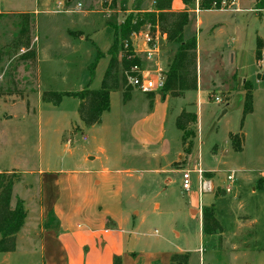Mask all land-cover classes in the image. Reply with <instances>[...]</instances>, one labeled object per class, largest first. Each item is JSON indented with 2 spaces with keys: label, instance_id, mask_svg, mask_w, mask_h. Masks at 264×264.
I'll return each instance as SVG.
<instances>
[{
  "label": "rangeland",
  "instance_id": "rangeland-1",
  "mask_svg": "<svg viewBox=\"0 0 264 264\" xmlns=\"http://www.w3.org/2000/svg\"><path fill=\"white\" fill-rule=\"evenodd\" d=\"M66 1L0 0V171L20 176L12 206L23 201L28 212L10 264H43L40 245L33 251L23 246L29 239L37 244L40 238V172L48 176L98 172L104 167L126 172L123 202L113 204L111 199L110 208L124 211L127 248L137 253V264L145 263L146 254L156 264H167L180 250L191 253L190 264H264V82L258 78L264 70V53L257 59L259 44L264 45V10L257 9L262 0L223 2L222 11L201 16L205 24L199 32L197 92L166 100L162 92L149 95L129 89L120 70V85L110 91V110L94 126L81 120L80 100L66 96L56 106L43 102L42 96L76 93L89 85L90 90H101L114 26L129 13L125 0H116L111 8L107 0H73L71 9L77 12L59 13L57 3ZM132 3L129 0V10ZM27 18L30 49L36 51L37 60L25 58L29 49L16 47L24 38ZM195 24L192 14L187 39L196 35ZM98 52L104 57L93 77L91 66ZM163 57L166 71L172 57L168 50ZM246 82L253 86V112L245 117ZM124 91H129V99ZM185 111L198 115L197 136L190 137L187 145L177 126ZM232 133L244 139L240 152L232 149ZM160 135L162 141L154 144L159 143L158 149L170 146L171 154L154 159L151 151L156 148L141 146V136ZM198 168L207 171L216 187L203 197L202 205L214 206L223 227L219 235L202 236L196 219L198 212L202 216L200 209L193 208L191 217L190 195L199 189L193 171ZM186 171L192 172L190 192L183 189ZM229 171L236 172V180L232 192L226 193ZM111 191L107 187L96 196L107 199ZM3 259L0 254V263Z\"/></svg>",
  "mask_w": 264,
  "mask_h": 264
},
{
  "label": "trees",
  "instance_id": "trees-1",
  "mask_svg": "<svg viewBox=\"0 0 264 264\" xmlns=\"http://www.w3.org/2000/svg\"><path fill=\"white\" fill-rule=\"evenodd\" d=\"M115 1L112 4L115 5ZM145 0H133L131 12L125 20L114 26V43L108 51L111 56L110 63L105 75L102 89L98 91L87 89L76 93H56L46 92L42 96L43 102L60 105L64 97H73L81 101L79 114L81 120L87 126H94L101 123L104 113L110 110L111 99L110 91L119 87V71L122 72V80L127 85L124 70L130 67L140 65V58H134L130 61L126 59V50L124 42H128L129 50H133L131 36L141 30L149 27L152 35L159 32L165 37L166 45L169 48L171 61L165 71V86L162 95L165 98H182L188 91L198 90V39L196 36L185 37V30L190 23V10L196 0H182L187 6V10L174 11L172 7L173 0H154L155 6L152 11H142V5ZM73 0H67L66 5L70 6ZM233 4L235 0H199V9L203 11L220 10L222 3ZM111 4V6H112ZM129 0L124 1V10L128 11ZM110 6V8H111ZM264 10V0L258 4V8ZM129 10V11H130ZM24 25V38L20 40L16 47L29 49L25 58L37 60V53L30 49L31 33L30 20L27 18ZM174 46V51L171 48ZM176 47V48H175ZM263 44H259L257 59L261 60L263 56ZM173 52V53H172ZM104 55L98 52L95 63L91 66L94 77L95 70L101 58ZM259 80L264 82V70L258 74ZM247 93L244 97L245 109L244 116L253 112V86L250 82L245 84ZM129 89L132 88L128 86ZM125 99H129V91H124ZM198 115L196 113L183 112L178 118V129L183 133V141L187 145L188 139H195L197 136ZM193 125L192 128H190ZM230 140L232 149L236 152L243 150V137L238 134H231ZM192 145L188 146V151ZM209 176V175H208ZM20 176L14 173H0V254L13 253L17 247V237L26 225L28 212L24 207L23 201L18 200L15 206H12V197L16 183L20 182ZM261 188V187H259ZM214 206L203 207L202 209V232L203 235L213 236L223 233V227L219 222ZM50 219L55 218L54 212H50ZM47 227L54 226V221L50 220ZM52 223V224H51ZM56 226V225H55ZM190 255L175 254L171 258V264H189ZM113 264H122L120 256L114 257Z\"/></svg>",
  "mask_w": 264,
  "mask_h": 264
},
{
  "label": "crops",
  "instance_id": "crops-1",
  "mask_svg": "<svg viewBox=\"0 0 264 264\" xmlns=\"http://www.w3.org/2000/svg\"><path fill=\"white\" fill-rule=\"evenodd\" d=\"M197 2L192 7L193 9H190V15H196L194 33L198 39L199 59L201 44L199 32L202 31L201 27L205 24L201 16L207 12L222 10L203 11L199 9ZM172 7L174 11L187 10V6L182 0H173ZM153 8V1H144L142 11H152ZM236 11H239V9H236ZM130 12L131 10L126 11V13ZM212 33L215 34V32H209V34ZM159 37L166 44L165 38ZM138 41L142 43L141 38ZM199 87L198 75V90ZM164 114H166V111ZM141 137H143L141 146L146 147V149L148 147L156 148L151 151L152 158L155 159L158 156L165 158L171 154L170 146L165 148L164 145H161L162 147L160 146V149H158L157 145L159 143L154 144L155 141H160L159 139L162 141L161 135ZM95 160L93 159V161ZM0 173L2 172L0 171ZM123 173L126 172L112 170L110 167H104L102 171L98 172H51L48 176L40 172L42 204L40 238L37 244H34V241L29 239V242L22 241V243L24 242V245H22L27 251H33V247L40 245L43 264H113L115 256L121 257L122 264H137V253L133 251V248H127L128 232L122 227L125 221L124 211L122 207L119 209L121 210L120 213L112 211L110 208L111 199L113 204H118L120 201L123 202L126 184ZM97 183L99 184L97 185ZM107 187H112L107 199L102 200L96 196L99 191ZM73 189L75 191L74 195ZM190 200L192 217L193 208L199 209L200 206L199 191L192 192ZM50 212L55 214L54 226L47 227L45 224L48 221ZM198 218L202 228V216L199 212L196 219ZM21 235V233L18 235L17 246L22 239ZM202 236L204 237L203 234ZM26 240L28 241V239ZM13 253L2 254V259H4L0 264H10L8 259ZM185 253H188L191 257V253L188 251L180 250L176 254ZM172 256L167 261V264H171ZM154 261L155 259L152 255L146 254V260L143 264H156Z\"/></svg>",
  "mask_w": 264,
  "mask_h": 264
},
{
  "label": "built area",
  "instance_id": "built-area-1",
  "mask_svg": "<svg viewBox=\"0 0 264 264\" xmlns=\"http://www.w3.org/2000/svg\"><path fill=\"white\" fill-rule=\"evenodd\" d=\"M199 2V0H198ZM108 3V0H107ZM112 2L108 3L110 7ZM155 5V1H153ZM82 3L77 4V9H82ZM58 12L60 13H74L77 10L71 9V5L67 6L66 2L57 3ZM161 34L159 32L152 35L149 27L141 30L138 33H133L131 36V42L133 45V50H129L128 42H124V49L126 50V59L128 61L134 58H140V65H135L130 67L128 70H124V76L127 80V86L134 87L141 91L142 93L153 95L160 94L165 86V59L164 55L167 53L168 47L164 41L160 39ZM163 37V36H161ZM142 39V43L138 39ZM165 38V37H164ZM167 63V62H166ZM198 175V191L200 195V212H202V198L211 194L216 190L214 183L211 179L206 177L207 171L202 168H198L193 171ZM191 171L184 172L183 175V189L186 192H190L193 188L191 182ZM226 182L228 186L223 188L226 193L232 192V184L236 180V172L229 171L226 173ZM201 253V252H200Z\"/></svg>",
  "mask_w": 264,
  "mask_h": 264
},
{
  "label": "water",
  "instance_id": "water-1",
  "mask_svg": "<svg viewBox=\"0 0 264 264\" xmlns=\"http://www.w3.org/2000/svg\"><path fill=\"white\" fill-rule=\"evenodd\" d=\"M91 160L93 159V158H90Z\"/></svg>",
  "mask_w": 264,
  "mask_h": 264
}]
</instances>
